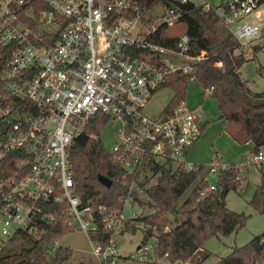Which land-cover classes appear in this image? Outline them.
Returning a JSON list of instances; mask_svg holds the SVG:
<instances>
[{
  "label": "built area",
  "instance_id": "obj_1",
  "mask_svg": "<svg viewBox=\"0 0 264 264\" xmlns=\"http://www.w3.org/2000/svg\"><path fill=\"white\" fill-rule=\"evenodd\" d=\"M260 2L227 0L217 7L221 23L241 49L252 48L262 35L264 22L251 19ZM181 10L171 2L160 19L149 22L152 17L133 0H0V43L14 46L3 79L19 98L0 106V158L10 151L18 157L13 170L0 177V231L6 238H0V249L18 236L27 245L35 244L44 224L56 217L49 205L66 203L70 225L89 235L96 260L116 263L115 236L128 217L124 208L108 211L106 205L98 206L106 227L114 232L103 247L92 235L97 219L92 204H84L76 190L70 159L72 142L97 114L119 123L117 144L110 150L130 173L153 172L157 178L154 166L196 168L188 154L204 131L198 107L185 97L158 115L145 111L167 74L190 72L205 56V51L190 53L188 33L176 47L151 39L160 23L173 25ZM250 160L264 168V149ZM228 166L216 157L206 174L218 177ZM216 181L210 189L217 188ZM133 188H139L137 183Z\"/></svg>",
  "mask_w": 264,
  "mask_h": 264
},
{
  "label": "trees",
  "instance_id": "obj_2",
  "mask_svg": "<svg viewBox=\"0 0 264 264\" xmlns=\"http://www.w3.org/2000/svg\"><path fill=\"white\" fill-rule=\"evenodd\" d=\"M133 1L140 5L145 14L160 1H164L167 7L171 5L169 0ZM43 6L46 7L44 2ZM218 6L196 4L190 9H183L173 25L160 23L151 34L154 42L176 47L180 36L188 33L191 37L190 53L205 51V56L194 63L190 72H170L159 89L173 88L174 95L166 105V109L171 110L186 97L190 78L195 75L202 86V95L207 93L208 88H212L208 94L218 101L219 117L227 119L226 131L239 143L253 141L256 151L264 146V89H251L241 75L240 67L249 59L247 50L240 48L239 42L221 23ZM39 9L37 7L36 12ZM153 19L150 18L149 22ZM57 35L58 32L55 33ZM252 47L257 52L262 49V44L256 43ZM13 51L14 46L0 43V106L19 100L6 89L3 79ZM259 70L263 72L264 65ZM109 120V116L97 114L70 146L76 190L84 204L90 203L93 206L98 229L92 235L98 237L103 247L110 243L114 232L106 227L97 208L106 205L108 211L122 210L127 196L154 208L147 214L127 218L126 223L136 229L138 226L132 221L137 219L147 226L141 243L147 244L151 237H155L156 257H166L171 262L192 260L202 251L197 260L199 262L210 254L203 247L209 237L228 236L246 225L250 214L229 207L226 200L230 190L243 192L246 188L247 175L237 164L232 163L220 169L216 189H210L211 181L205 173L207 166L202 162L197 163L195 169L154 166V172H159V175L151 183L153 172L139 170L130 173L116 154L104 145L100 130ZM96 134L99 136L96 137ZM17 158L16 151H10L0 158V177L13 170ZM260 169L261 181L256 185L250 203L264 211V168ZM101 174L112 180L111 186L100 181ZM134 182L139 188L131 189ZM189 187L191 190L188 196L179 203L180 197ZM140 190L147 193L145 201L139 196ZM49 210L56 211V217L52 222L44 224V232L35 244L1 255L0 264H93L86 258L73 260L75 250L71 246L58 245L52 250L47 249L55 240L75 230L70 225L71 216L66 212V203L50 204ZM168 212L175 215L174 223L167 216ZM103 264H111L110 259ZM216 264H264V231L254 235L245 244L233 245L231 251L221 256Z\"/></svg>",
  "mask_w": 264,
  "mask_h": 264
},
{
  "label": "rangeland",
  "instance_id": "obj_3",
  "mask_svg": "<svg viewBox=\"0 0 264 264\" xmlns=\"http://www.w3.org/2000/svg\"><path fill=\"white\" fill-rule=\"evenodd\" d=\"M166 7V3L164 1H160L150 9L148 16L160 19ZM251 19L257 22H264V1L260 4L258 12H256ZM256 43L262 44V49L255 52L253 47L249 48L247 50V56L249 59L240 67V71L241 75L247 82V85L253 90L260 91L264 88V71L261 72L259 70L260 66L264 65V35H261ZM173 95V88L164 87L158 89L150 98L145 107V111L152 116L158 115L166 107ZM186 100L189 105L198 107L199 111L203 114L202 119L208 118L210 121L219 120L220 110L218 107V101L208 93L202 95V86L197 79H190L187 86ZM205 124L207 125V123L204 122V129ZM118 126V122L109 121L100 130V137L108 149H112L117 144ZM226 147L228 148L230 153L229 157L232 161L238 162L241 160V162H248L242 164V170L247 175L246 188L243 192H238L234 189L230 190L226 196L228 206L237 211H244L245 213L250 214V216L246 225L239 228L238 231L228 236H222L221 238L217 236L209 237L203 246L205 248L204 250H208L210 252L209 256L198 262L197 260L200 259L202 252L200 251L194 259L185 261L190 264H216L221 256L226 255L231 251L233 245L245 244L254 235L260 234L264 231V211L257 209L250 203V199L254 193L256 185L261 181L262 170L250 159L247 161L245 156H239L238 152L233 150L231 144H227ZM261 148L264 149V146ZM219 149L220 146L214 142V140H211L208 150H205V155L208 159L204 162L207 166L206 171H208V165L213 162L212 157H210V153L213 152V154L216 155L218 154L217 150ZM218 158L220 157H217V159ZM207 176L210 181H213L216 175L210 172ZM155 181L156 178H153L151 183H154ZM191 187H189L180 197L179 203H182L185 200L191 190ZM139 196L143 201L148 198L147 193L143 190H140ZM153 210L154 208L149 206L147 203L141 204L138 200H134L131 197L129 201L126 202L124 207V215L128 218H135V216L138 217L152 212ZM167 216L174 223L175 215L168 212ZM132 222L136 223L138 228L132 229V225L129 227V224L125 223L122 230L116 233L115 243L117 256L115 264H179V261L171 262L167 259L165 260V257H156L154 253V245L156 241L155 237H151L147 243L151 245V247L146 249L143 247L145 244H142V246L139 247L143 238L144 229H146L147 226L142 225V223H140L137 219H133ZM0 238L2 240L6 239L2 235L1 231ZM27 244L26 240L18 236L11 240L5 248L0 249V256L6 253L19 251L25 245L30 246ZM58 245L73 247L75 250L73 260L86 258L90 259L93 264H100L92 253L94 243L90 239L89 235L80 228H76L74 231L58 238L55 240L54 244L48 245L47 249L52 250Z\"/></svg>",
  "mask_w": 264,
  "mask_h": 264
},
{
  "label": "crops",
  "instance_id": "obj_4",
  "mask_svg": "<svg viewBox=\"0 0 264 264\" xmlns=\"http://www.w3.org/2000/svg\"><path fill=\"white\" fill-rule=\"evenodd\" d=\"M191 1L195 2V4H203V5L213 4L215 6H218V5L225 3L227 0H191ZM263 89H261V90H263ZM218 119H219L218 121H215V120L210 121L208 118L203 119V122L207 123V125L205 124V129H204L200 139L197 141V143L194 145V147H192V149L190 150V152L188 154V159L192 162H195V163H201V162L204 163L205 161H207L208 159L205 155V150H208V147H209L211 140H214V142H216L220 146V149L217 150L218 154H216V155H214L213 152L210 153L211 154L210 157H212L213 161L215 160L216 157H220L218 159H220L219 163L222 166L223 165L228 166L232 163H235V164L240 166L243 162H241V160H239L238 162L232 161L229 157L230 153H229L226 145L231 144V146L233 147V150L237 151L239 156H243V157L245 156V159H250V157L252 156L251 154H253L255 152V150L253 148L254 142L253 141H248L246 143L237 142L226 131L227 119L226 118H220V117ZM206 172H208V171H206ZM217 179H218V177L215 176V179L214 180L211 179V180L216 181ZM141 246H142V243L139 247H141ZM166 259L167 258L165 257V260Z\"/></svg>",
  "mask_w": 264,
  "mask_h": 264
},
{
  "label": "water",
  "instance_id": "obj_5",
  "mask_svg": "<svg viewBox=\"0 0 264 264\" xmlns=\"http://www.w3.org/2000/svg\"><path fill=\"white\" fill-rule=\"evenodd\" d=\"M170 2L178 5L180 8L182 9H190L191 7H194L196 4L195 2L191 1V0H186V1H182V0H169ZM100 181L106 185V186H111L112 185V180L110 178H108L105 175H100L99 176Z\"/></svg>",
  "mask_w": 264,
  "mask_h": 264
}]
</instances>
